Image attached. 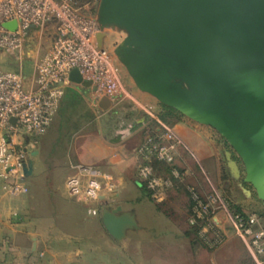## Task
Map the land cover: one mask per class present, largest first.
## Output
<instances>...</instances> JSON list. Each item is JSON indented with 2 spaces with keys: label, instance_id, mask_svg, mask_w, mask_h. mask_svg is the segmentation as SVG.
Here are the masks:
<instances>
[{
  "label": "water",
  "instance_id": "1",
  "mask_svg": "<svg viewBox=\"0 0 264 264\" xmlns=\"http://www.w3.org/2000/svg\"><path fill=\"white\" fill-rule=\"evenodd\" d=\"M97 16L99 45L106 29L126 31L118 55L140 90L218 131L240 189L264 201V0H100ZM101 211L118 241L138 227L121 205Z\"/></svg>",
  "mask_w": 264,
  "mask_h": 264
},
{
  "label": "built area",
  "instance_id": "2",
  "mask_svg": "<svg viewBox=\"0 0 264 264\" xmlns=\"http://www.w3.org/2000/svg\"><path fill=\"white\" fill-rule=\"evenodd\" d=\"M89 5L81 0H0L1 49H22L35 28L51 26L53 31L50 48L36 63L30 82L22 73L0 71V182L11 195L29 192L24 165L30 159L31 137L48 131L65 88L75 82L70 78L73 70H78L98 100L106 97L114 101L122 94L113 54L99 45L102 30ZM9 22H15V28L6 26ZM164 128L158 134L148 133L136 149L141 158L138 178L157 202L165 200L188 175L175 166L181 138L172 127ZM130 130L127 127L119 133L126 136ZM154 159L172 165L171 174L159 175ZM73 167L74 173L66 180L67 196L88 204L90 214H99L103 195L117 188L113 173L98 165L79 163ZM211 187L207 193L189 187L193 201L190 225L211 248L220 246L226 227L231 228L246 243L255 262L264 264V217L257 211H234L219 189ZM39 256L42 260L34 264H55L44 261L45 252Z\"/></svg>",
  "mask_w": 264,
  "mask_h": 264
},
{
  "label": "crops",
  "instance_id": "3",
  "mask_svg": "<svg viewBox=\"0 0 264 264\" xmlns=\"http://www.w3.org/2000/svg\"><path fill=\"white\" fill-rule=\"evenodd\" d=\"M105 32L103 46L109 47L112 36L107 29ZM69 90L81 95L83 100L92 98L86 83H71L65 88L63 98ZM141 92L137 96L143 102L142 107L115 103L106 97L97 101L109 117L124 114L123 124L135 128L116 140L118 123H110V130L102 134L113 151L100 167L113 173L117 188L103 195L100 207L121 205L123 211L135 215L138 227L129 230L124 240H116L105 228L101 209L99 214L92 215L88 204L67 196L66 180L74 173L73 166L81 162H70L50 179L47 164L41 162V151L35 150L33 174L24 180L29 187L27 194L11 195L0 182V264H34L42 260L41 252L46 254L45 262L55 264H204L201 259L207 247L195 238L190 223L180 220L186 218L185 213L168 214L143 203L144 187L136 167L141 158L136 149L148 133L162 132L169 125L159 118V113L154 115L146 109L148 105H157ZM57 115L60 116L59 112ZM169 127L182 140L176 150V164L187 171V180L198 178L201 168L210 181L220 182L227 174L239 185L240 180L233 178L228 166L230 148L218 131L187 119ZM233 157L237 159L234 154ZM175 190L164 201H171ZM179 199L177 196L174 201ZM189 218L190 214L188 222Z\"/></svg>",
  "mask_w": 264,
  "mask_h": 264
},
{
  "label": "rangeland",
  "instance_id": "4",
  "mask_svg": "<svg viewBox=\"0 0 264 264\" xmlns=\"http://www.w3.org/2000/svg\"><path fill=\"white\" fill-rule=\"evenodd\" d=\"M84 3H90L88 7L89 12L94 14L98 12L100 0H91L90 2ZM107 32L111 33L112 43L109 47H105L113 54L114 62L123 84L122 94L113 102H122L131 105V107L135 105L142 107L143 102L139 99V96H137V93H142V90L137 86L132 75L118 55V47L123 43L127 33L118 28H108ZM52 36L53 31L51 30V26L43 28L39 27L31 31V34L22 49L12 51L0 48V71L22 73L27 77L28 82H30L34 76L33 73L35 72L36 63L50 48ZM91 95L92 98L91 96L85 97L82 105L79 107L80 112L82 113L76 116L71 122H66L64 125L62 124L60 116L56 115L45 134L31 137L32 143L29 145L28 149L29 156L32 158V152L35 150L41 151V162L47 164L50 179L59 175L70 162H73V164H75V162H81L82 164L85 163L89 165H105L108 156L112 154L111 151H113V148L109 145L108 140L103 137V132L107 131V129L110 130L108 128L110 123H118V125L115 126V129L117 135L121 137L119 131L128 127V125L123 124L124 119H122V117L126 118L124 114L122 117L119 115H111V117H109V115L104 113L99 106L97 102L98 99L94 96L93 91ZM146 97L152 99L157 105L156 107L148 105L146 109L154 115L161 113L163 103L149 93H146ZM86 110H89L90 113L93 114V117H88L87 114H84V111ZM179 118L180 120L187 119L199 123L183 113H181ZM133 129L135 128L133 127L130 132ZM223 140L224 144L230 148V151L233 152L240 162L238 155L233 151L228 141L224 137ZM222 163L224 166L226 162L223 161ZM136 167L138 169L139 165ZM196 178L194 177L192 181L186 180V185L184 187L181 186L173 192L175 193L174 198L179 196L180 201H174L173 198L171 201H164L162 203L157 202L150 196L149 192L143 188L141 190L143 203L146 205H154L155 208L163 210L168 214L183 211L182 213H185L186 218L183 219V217H181L180 220L189 223V188H187V186H197L203 193H207L211 190L213 184L219 189L228 202L234 201L239 203L244 209H246V211L260 212L264 210V201L258 198L254 190L252 196L247 197L240 189L239 185L235 184L227 174L220 182L214 180L210 181L204 171L200 168L198 178ZM239 183H242V180H240ZM244 185L247 188L252 189L251 185ZM226 233L225 240L220 246L212 248L206 246L207 249L205 255L202 256L201 261L204 264H256L254 263V258L246 243L239 238L231 228L226 227ZM195 238L198 239V237Z\"/></svg>",
  "mask_w": 264,
  "mask_h": 264
},
{
  "label": "trees",
  "instance_id": "5",
  "mask_svg": "<svg viewBox=\"0 0 264 264\" xmlns=\"http://www.w3.org/2000/svg\"><path fill=\"white\" fill-rule=\"evenodd\" d=\"M81 1H82V3H84V2H90L91 0H81ZM82 103H83V98L81 95L75 93V91H72V90L67 91V94L65 95V98H63V100L61 101V104H60V107L58 110L60 117H61V120H62V124L65 125L66 122L67 123L71 122L75 118V116H77L80 113L79 107H80V105H82ZM162 106H163V110L161 111V113L158 114V116L164 123H166L169 126H172L175 122L180 120L179 117H180L181 113L179 111H177L176 109H174L172 107L164 105V104H162ZM84 114H87L88 117H93V114L90 113L89 110L84 111ZM152 133L158 134L160 132L154 131ZM153 165H154V167H155V169L159 175L168 176L171 174L172 165L166 163L165 161L154 159ZM175 166H177L181 171H186L185 169L179 167L177 164H175ZM187 177H188V175L186 176L185 181L178 183L174 189L177 190L181 186L184 187L186 185ZM142 184H143V187L145 188L143 182H142ZM189 187H194V188L198 189L199 191H201V189H199L197 186H189L188 185L187 188H189ZM188 192H189V189H188ZM162 202H164V200L160 201V203H162ZM228 203L234 211L241 212V213L246 212V209H244L239 203H236L234 201H231ZM192 206H193V201L190 197V192H189V214H190V216L192 214ZM259 213L261 214L262 217H264V210L260 211ZM190 230L194 235H196L199 238L198 233H197V229H195L193 226L190 225ZM199 240L202 241L200 238H199ZM254 263H256V262H254Z\"/></svg>",
  "mask_w": 264,
  "mask_h": 264
}]
</instances>
